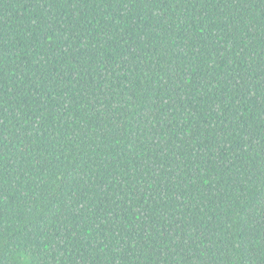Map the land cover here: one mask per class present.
I'll use <instances>...</instances> for the list:
<instances>
[{
    "label": "trees",
    "instance_id": "1",
    "mask_svg": "<svg viewBox=\"0 0 264 264\" xmlns=\"http://www.w3.org/2000/svg\"><path fill=\"white\" fill-rule=\"evenodd\" d=\"M0 264H264V0H0Z\"/></svg>",
    "mask_w": 264,
    "mask_h": 264
}]
</instances>
